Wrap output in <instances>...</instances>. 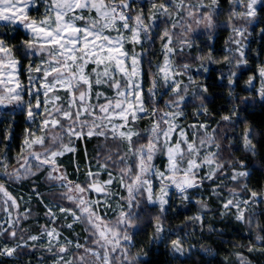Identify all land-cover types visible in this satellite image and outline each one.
Returning <instances> with one entry per match:
<instances>
[{"label": "snow or ice", "instance_id": "snow-or-ice-1", "mask_svg": "<svg viewBox=\"0 0 264 264\" xmlns=\"http://www.w3.org/2000/svg\"><path fill=\"white\" fill-rule=\"evenodd\" d=\"M227 3L0 0V107L27 125L18 150L11 125L0 131V264H141V233L174 257L211 254L208 264H251L241 248L264 255V184L253 185L251 159L236 155L264 148L245 115L257 98L264 105V60L248 72L264 0ZM215 87L226 103L209 107ZM92 138L94 164L81 173L77 147ZM21 185L26 197L12 190ZM216 217L243 225L249 241L202 244L224 236Z\"/></svg>", "mask_w": 264, "mask_h": 264}, {"label": "rangeland", "instance_id": "rangeland-1", "mask_svg": "<svg viewBox=\"0 0 264 264\" xmlns=\"http://www.w3.org/2000/svg\"><path fill=\"white\" fill-rule=\"evenodd\" d=\"M219 3L225 8L227 9L228 7V3L227 0H219ZM224 17L221 16V19H223ZM260 26H257V29ZM228 36V32L226 30L224 31H220L215 37H214V46L217 49V51L214 53V55H220L219 50L222 49L225 46V37ZM249 40L251 41L249 48L250 49H254L255 51H249L248 55L250 57H256L257 53H259V56L257 59H250L249 61V68H248V72H252L253 69L255 68L256 64L259 63L260 60H264V38H262L259 34H258V30L257 31H253L251 36L249 37ZM247 43V41H246ZM156 51L158 52V48L156 49ZM147 67V65H145V68ZM221 67V65L219 63H215L210 65V69L212 71H210L209 76H210V82L211 79H214L215 76V70L219 69ZM247 74L245 73L242 77L241 80L239 82V84L237 85L236 88V92L239 93L240 95H245L244 92L241 91V89L244 87L243 84V80L247 78ZM258 83V82H257ZM145 87H147V85H145ZM221 91V89L219 87H215L213 89H211V92L214 96V102L213 104L209 105V107H218L220 105H223L226 103L225 99L223 97H220L218 95H216L217 92ZM259 101V98H257ZM263 106V105H262ZM3 107H0V111H2ZM251 110H248L247 113L251 114L253 112H251ZM255 116V115H254ZM256 117V116H255ZM253 117V122L257 120V118ZM191 118L189 117V120ZM187 122V121H186ZM264 131V125L263 128H261V130H257L256 133V139L259 140L260 139V132ZM87 149V154H88V159L85 160L84 158V149ZM99 148V141L96 138H92L90 141L89 140H84L79 142V145L77 147V151L75 154V162L80 164V168H81V173L84 171V169L88 166L89 163H93L94 164V160L93 157L96 154V151ZM257 157H259V161L257 163H255L252 166V171H253V179H252V183L255 186L256 182L259 181L261 184H264V172H261L260 169L262 167H264V148H261L260 145H257ZM72 161V157L69 155L64 163L65 166L68 168V172L70 174V178H75L74 175V167L73 164L71 163ZM154 163L157 166L162 165L163 163V158H155L154 159ZM83 177L81 176V179ZM207 187V185H205V188ZM14 191V193L16 195H20L21 192L23 191L26 197V190H22L20 189V187L17 188H13L12 189ZM201 191L204 193L205 196H207V192L204 189H201ZM226 194V193H225ZM36 204V203H35ZM34 204V206H35ZM211 207H214V203L212 205H210ZM33 207V204H32ZM190 211L187 213H183L181 214V216L178 219H170L169 223L171 225H177L180 224L181 221L184 219V216L186 215H191L196 209L194 205H190ZM38 215L42 214V209L38 210ZM3 214L0 213V216H2ZM111 215V213H110ZM33 216L35 217L36 215L33 213ZM218 223H217V227L223 229L224 232V236L219 237V236H215L213 237V239L208 240H201V243L204 244L205 246L211 244L214 248L216 247H220V248H228L231 249L232 245L230 243H224L221 244L222 240H227V241H235L238 244H240L241 246L245 243H247L250 239L248 232L244 229L243 225H238L235 221H233L232 223H228L227 219H225V221L223 223H219L220 218L216 217ZM264 219V218H262ZM43 222V221H41ZM33 223V224H32ZM30 226H34V222L30 221L29 222ZM78 231H80V229H77ZM69 232H64V235H69ZM83 235V233H81ZM189 242L191 243H195L196 241L193 240L191 237L189 238ZM139 244H141L144 247V250L148 253V255L146 257H143L142 260H144L145 263L147 264H200V262L204 261L206 264H208V260L210 259L211 254L205 256L202 255L199 252L193 253V255L188 258L185 259L183 257H174L167 249H165V247L163 246V244L160 245H156V244H149L147 242L146 236L145 234L142 235L140 237V240L138 241ZM241 250L244 253V256L251 262V264H264V255H261L258 252H254L249 254L247 252V250L241 248ZM37 256L41 255V253L37 252L36 253ZM46 255V254H45ZM159 255H162L163 258H161L159 260ZM217 259H219V256L217 257ZM6 259H3V261H5ZM3 264H12L11 261H7V262H3ZM42 264H48L47 261H43ZM213 264H215V262H213Z\"/></svg>", "mask_w": 264, "mask_h": 264}, {"label": "trees", "instance_id": "trees-1", "mask_svg": "<svg viewBox=\"0 0 264 264\" xmlns=\"http://www.w3.org/2000/svg\"><path fill=\"white\" fill-rule=\"evenodd\" d=\"M251 112L253 113H245V115H247V118L249 120V122L252 124V126L257 130H261V128H263V125H264V105L262 106L259 102H258V99L253 102L252 105H250L247 109L248 110H251ZM256 117H255V116ZM253 117L257 118L256 121L253 122ZM8 125H11L12 129H14L15 131V135L17 138L13 139L12 141V148L14 150H18V146H19V134L22 130L23 127H26L27 125L25 124V118L23 116L22 113L20 112H11L10 110H6V109H3L2 111H0V131H2L6 126ZM3 145H0V148H2ZM101 155H103V151L101 150ZM236 155L238 156H244L246 159H251L252 161V166L257 163L259 161V157H255V158H251L250 156H248L247 154H245L244 152H238L236 153ZM13 188H17V187H13ZM27 186L26 185H21L20 189L22 190H26ZM36 202L33 201V207H32V210H33V213L37 216L38 215V210H40L41 208L35 204ZM35 204V206H34ZM33 224V223H32ZM144 235L143 233H141L140 235L137 236V241L140 240V237ZM159 260L162 257V255H159ZM25 259H27V257H25ZM8 260L6 259L5 261L3 262H7ZM141 264H147L144 262V260L141 261ZM160 264V263H159ZM200 264H206L204 261L200 262Z\"/></svg>", "mask_w": 264, "mask_h": 264}]
</instances>
